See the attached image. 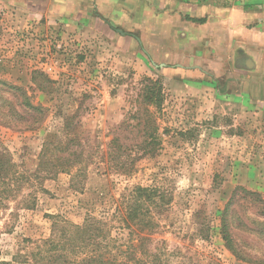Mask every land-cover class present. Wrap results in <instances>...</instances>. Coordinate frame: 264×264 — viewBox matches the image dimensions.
Listing matches in <instances>:
<instances>
[{
  "label": "rangeland",
  "instance_id": "1",
  "mask_svg": "<svg viewBox=\"0 0 264 264\" xmlns=\"http://www.w3.org/2000/svg\"><path fill=\"white\" fill-rule=\"evenodd\" d=\"M22 2L0 1V80L19 88L0 85V96L13 122L23 121L15 114H23L20 93L45 111L34 131L0 124V151L11 154L20 173L8 177L9 195L0 184V264H48L41 256L53 248L43 244L51 236L50 215L80 224L136 184L167 194L147 245L169 254L167 264H264L263 203L238 190L229 207L232 237L246 259L225 246L220 232L235 187L264 198V115L239 111L225 96L227 82L214 75L185 80L181 51L175 61L159 59L163 47L181 48V11L169 16L161 2L147 16L131 17L139 0ZM144 77L162 83L163 102L155 112L160 145L153 157L140 159L132 144L144 138L134 117L144 109ZM114 136L132 145L130 176L111 171L107 151ZM45 141L69 143L84 157L92 154V162L78 178L72 170L42 182L21 180L36 169ZM115 226L117 236L122 230Z\"/></svg>",
  "mask_w": 264,
  "mask_h": 264
},
{
  "label": "trees",
  "instance_id": "2",
  "mask_svg": "<svg viewBox=\"0 0 264 264\" xmlns=\"http://www.w3.org/2000/svg\"><path fill=\"white\" fill-rule=\"evenodd\" d=\"M42 81L49 82L47 79ZM0 85L19 89L6 84L3 80H0ZM19 96L23 114L18 111H15V114L20 115L23 121L13 122L14 120L6 118L10 115L9 102L5 97L0 96V124L22 131H34L39 125L37 124L38 116L42 115L45 109L32 103L29 96L23 93ZM162 102V83L158 79L144 77L140 94V103L144 109L140 114L137 112L134 115L138 117L135 126H140L137 131L140 130L144 138L140 144H132L137 149L140 159L153 157L160 145L155 112L160 110ZM133 126L130 123L126 125L130 129ZM132 145L120 143L118 136L111 139L107 151V161L112 162L111 171L125 176H130L136 171L135 158L128 154ZM70 149L69 143L43 142L37 157L36 169L28 176L23 173L20 176L21 180L25 178L28 182L31 176H34L42 182L54 178L59 173L71 174L72 170H75L72 174L74 178L80 177L82 169L92 162L93 155L87 154L84 157L81 151ZM10 156L11 154L6 149L0 151V184L3 185L1 188L7 195L11 192L8 186L7 189L4 187L7 185L8 177L11 174L18 179L20 175L14 169ZM238 190H241L249 199L260 201L263 204L264 198L256 191L247 190L241 186L235 187L221 214L220 232L225 246L237 258L246 259L237 250L231 233L229 207ZM28 196L29 194L23 197V201H27L25 208H29ZM166 196L167 194L156 185L136 184L125 188L117 198L111 196L110 203L102 208L99 216L95 209L90 210L80 224L70 222L59 214L50 215L52 219L51 236L44 240L43 244H49L53 248L47 250L50 252L41 256V259L47 261L48 264H167L169 254L165 256L166 252L156 249L151 251L147 248L150 235L160 227L157 215L163 209L162 204ZM165 203H168L167 200ZM115 224L122 230L117 233V236L112 235V228L116 227ZM123 230L127 232L126 237L121 241Z\"/></svg>",
  "mask_w": 264,
  "mask_h": 264
},
{
  "label": "crops",
  "instance_id": "3",
  "mask_svg": "<svg viewBox=\"0 0 264 264\" xmlns=\"http://www.w3.org/2000/svg\"><path fill=\"white\" fill-rule=\"evenodd\" d=\"M139 1L131 17L147 16L149 10L160 9L161 2L169 16L181 11V48L163 47L161 61H175L181 51L185 80L214 75L227 82L225 96L239 104V111L264 115V0ZM149 51L158 58L156 49Z\"/></svg>",
  "mask_w": 264,
  "mask_h": 264
}]
</instances>
